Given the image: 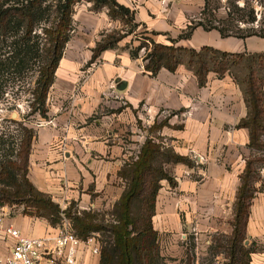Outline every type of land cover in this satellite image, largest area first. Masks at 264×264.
Returning a JSON list of instances; mask_svg holds the SVG:
<instances>
[{
  "label": "crops",
  "instance_id": "obj_1",
  "mask_svg": "<svg viewBox=\"0 0 264 264\" xmlns=\"http://www.w3.org/2000/svg\"><path fill=\"white\" fill-rule=\"evenodd\" d=\"M117 1L135 11L136 22L157 44L264 54V39L256 36L223 37L217 30L196 26L190 37L181 38L199 22L205 0ZM73 19L74 30L48 94L46 117L33 128L28 179L62 210L74 206L80 211H112L127 188L121 170L153 140L193 164L167 165L176 185L162 182L153 218L166 253L161 256L169 264H229V257L210 259L209 251L199 247L220 245L227 250V241L211 238L232 235L242 175L247 162L259 157L250 147V130L239 126L248 116L242 88L231 74L219 78L214 73L201 87L185 65L151 76L144 57L132 58L126 50L109 49L90 64L101 35L114 23L108 11L92 12L85 6L76 7ZM255 170L256 192L244 246L251 250L250 264H264V163H255ZM15 209L0 208L8 214L5 226L12 224L32 238L57 233L47 220L13 213ZM190 235L198 237L190 241ZM13 243L0 232V257L9 254ZM80 260L100 263L84 248Z\"/></svg>",
  "mask_w": 264,
  "mask_h": 264
},
{
  "label": "trees",
  "instance_id": "obj_2",
  "mask_svg": "<svg viewBox=\"0 0 264 264\" xmlns=\"http://www.w3.org/2000/svg\"><path fill=\"white\" fill-rule=\"evenodd\" d=\"M79 0H56V21L50 29H44L49 47L45 50L46 64L40 72L37 88L34 94L39 110L46 115V102L55 72L63 56L64 49L71 38L73 30L74 6ZM93 3L94 9H109V16L113 20L121 19L129 24L136 22V13L117 0H87ZM252 0H246L240 7L232 2L234 12L228 14L227 19L217 21L210 3L205 0V7L201 18L195 26L188 27V33L181 38L190 37L194 27H202L206 31L217 30L223 37H260L264 39V29L243 30L237 29L236 23H255L256 10ZM47 0H26L22 3L15 0L12 6L0 4V46L3 39L12 31L19 34L21 28L25 29V36L14 45L8 46L10 50L3 53L0 50V79L11 74H21L28 66L41 57L40 44L32 45L35 38V20L40 12H44V3ZM8 3V2H7ZM22 3V4H20ZM49 10V7L47 8ZM249 11L248 19H245ZM140 25V24H138ZM40 38V36H37ZM123 38L110 37L97 43L93 50L90 64L100 55L116 48ZM151 52L144 58L145 69L151 76H156L162 69L175 72L178 67L185 65L197 77L201 87L206 86L208 75L216 74L219 78L231 74L242 88L248 106V116L240 121L239 126L250 130V147L258 149L264 146V54H230L203 47L201 50L188 49L180 46L157 44L153 40ZM141 46L130 52L132 58L139 57ZM2 91V90H1ZM3 93V91H2ZM33 130H25L23 138L17 144L16 161H9L0 168V183L9 178L10 184L0 189V208L5 206H24V215L47 220L52 227H58L63 217L72 220L75 234L82 240H87L94 233L103 230L109 231L113 240V253L111 254L101 245L100 264H159L161 261L158 245V233L154 229L153 218L156 214V201L163 181L176 185L174 177L168 172L169 164H184L192 167V162L184 156L176 154L173 150H164L161 144L147 140L137 160L121 170L120 176L126 180L127 188L110 214L114 223L104 226L97 212L78 210L71 206L62 210L53 202L51 197L40 192L28 179V165L31 153ZM258 160H249L242 175V184L237 196L235 217L232 222L233 233L227 239L229 264H250L251 250L244 246L247 239V226L250 216V207L256 188L255 163ZM7 178V179H8ZM113 256V255H112Z\"/></svg>",
  "mask_w": 264,
  "mask_h": 264
},
{
  "label": "rangeland",
  "instance_id": "obj_3",
  "mask_svg": "<svg viewBox=\"0 0 264 264\" xmlns=\"http://www.w3.org/2000/svg\"><path fill=\"white\" fill-rule=\"evenodd\" d=\"M22 3H26V0H20ZM210 3V9H216L214 11V17L217 21L222 19H227L228 14L234 12V8L232 7L231 3L235 2L236 5L242 7L245 5L246 0H208ZM8 2V3H7ZM255 10L257 15V21L255 23H245V22H237L235 25L237 29L243 30H260L264 29V0H252L250 1ZM20 3V4H22ZM0 4L5 6H12L15 4V0H0ZM55 4L56 0H47L44 3V12H40L35 20V30L33 32V36L35 38L31 39V44L36 45L40 44V54L41 57L38 58L35 62H32L25 72L21 74H11L5 76L4 80L0 79V168L2 166H6L9 161H16L17 153L15 148L19 141L23 138L25 134V130H33L42 119L46 117L43 115L42 112L39 110V105L35 102L37 96L34 94L37 88V82L40 78V72L44 68L46 64L45 58V50L49 47L47 38L44 34V29H50L54 26L56 21L55 15ZM85 6L89 8L92 12H101V11H108L109 16V9L101 8V9H94L93 3L87 0H79L76 5L74 6V13L76 7ZM90 6V7H89ZM49 7V10L47 8ZM246 18L249 17V11L246 10ZM74 17V14H73ZM110 17V16H109ZM111 19V18H110ZM74 20V19H73ZM114 27L109 31H104L101 35V40L108 39L110 37H116L123 39L117 44L116 48L119 50H126L129 53L136 51L140 46L142 47L139 51V56L146 57L152 50V37L148 32H146L145 28L138 24H129L121 19L113 20ZM74 30V24H73ZM71 32V35L73 33ZM25 36V29L21 28L19 34H16V31H12L10 34L7 35V39H3L2 46H0V50L2 52H8L10 48L8 46L14 45L13 43H17L19 39ZM37 36H40L38 38ZM99 41V42H100ZM3 93H2V91ZM16 114V115H15ZM264 143V138H262ZM259 157H257L256 165L260 167L261 163H264V146L257 149ZM8 178V176H7ZM4 179V183H0V189L6 188V185L10 184L9 178ZM10 207V206H9ZM15 210L13 213H21L24 215V206H15ZM85 211V210H84ZM78 212H82L78 210ZM111 211L106 212H97L99 214V218L102 220L104 226H109L110 224L114 223V218L110 214ZM27 216V215H26ZM30 217V216H29ZM67 218V217H66ZM42 219V218H40ZM69 219V218H67ZM71 224L72 220L69 219ZM49 223V222H48ZM50 224V223H49ZM73 227V224H72ZM74 230V229H73ZM99 234L98 239L101 241V245L111 254V258L113 261H116V255L113 253V240L111 238V234L107 230H103ZM193 234H196L195 232ZM196 236V235H195ZM198 237V236H196ZM193 236H188L190 241L194 240ZM211 237V236H210ZM211 240L213 242L220 243L221 241H227L226 238L222 237L221 235L212 236ZM160 256L161 252L165 253V250H161L159 240H158ZM199 249H203L205 251H209L208 258L211 259L212 256L216 258V256H223L228 257V251L222 248L220 245L212 246L210 248L204 247L203 244ZM195 250L193 249V253ZM166 254V253H165ZM113 255V256H112ZM192 255V254H191ZM161 261L159 264H169L168 258H163L161 256ZM168 260V261H167ZM210 263V262H209ZM212 263V262H211ZM210 263V264H211ZM100 264V263H99ZM189 264V263H188ZM202 264V263H201Z\"/></svg>",
  "mask_w": 264,
  "mask_h": 264
},
{
  "label": "built area",
  "instance_id": "obj_4",
  "mask_svg": "<svg viewBox=\"0 0 264 264\" xmlns=\"http://www.w3.org/2000/svg\"><path fill=\"white\" fill-rule=\"evenodd\" d=\"M8 214L0 210V232L14 240L9 254L0 257V264H82V248L92 256L101 257L99 234L87 240L80 239L74 232L69 219L63 217L57 233L43 238L24 236L12 224L5 226Z\"/></svg>",
  "mask_w": 264,
  "mask_h": 264
},
{
  "label": "water",
  "instance_id": "obj_5",
  "mask_svg": "<svg viewBox=\"0 0 264 264\" xmlns=\"http://www.w3.org/2000/svg\"><path fill=\"white\" fill-rule=\"evenodd\" d=\"M16 115V114H15Z\"/></svg>",
  "mask_w": 264,
  "mask_h": 264
}]
</instances>
